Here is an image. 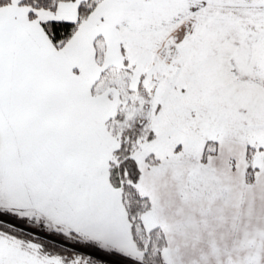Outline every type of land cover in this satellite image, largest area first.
Here are the masks:
<instances>
[{"label": "snow or ice", "instance_id": "1", "mask_svg": "<svg viewBox=\"0 0 264 264\" xmlns=\"http://www.w3.org/2000/svg\"><path fill=\"white\" fill-rule=\"evenodd\" d=\"M0 264H264V0H0Z\"/></svg>", "mask_w": 264, "mask_h": 264}]
</instances>
